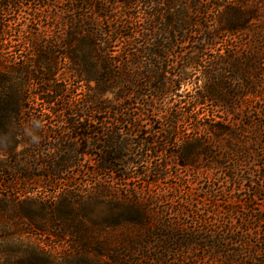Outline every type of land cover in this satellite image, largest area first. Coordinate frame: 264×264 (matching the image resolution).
I'll return each instance as SVG.
<instances>
[{"label":"rangeland","instance_id":"rangeland-1","mask_svg":"<svg viewBox=\"0 0 264 264\" xmlns=\"http://www.w3.org/2000/svg\"><path fill=\"white\" fill-rule=\"evenodd\" d=\"M200 2L209 11L189 12L187 42L167 59L154 57L165 63L125 64L128 34L147 23L142 5L0 0L1 52L16 86L0 90V264H264V0ZM217 3L234 9L217 13ZM245 14L244 30L221 31ZM88 29L112 44L110 57L93 58L92 77L110 59L115 75H153L157 87L127 84L98 95L102 82L87 81L86 72L75 79L62 47ZM54 45L59 73L45 94L56 101L49 105L45 86H33L27 71ZM91 97L130 122L116 127L128 145L121 155L130 182L102 170L99 144L78 139L67 121L71 114L108 130L112 112L92 114L107 117L103 125L87 121ZM163 136L172 143H160Z\"/></svg>","mask_w":264,"mask_h":264},{"label":"trees","instance_id":"trees-1","mask_svg":"<svg viewBox=\"0 0 264 264\" xmlns=\"http://www.w3.org/2000/svg\"><path fill=\"white\" fill-rule=\"evenodd\" d=\"M200 1L204 0H116L117 4H121L125 8L130 9L134 6L142 5L143 9L145 10V17L147 20V23L145 26H141L142 31L139 32L137 28L133 27L132 32L128 34L126 40L128 43H126V46L128 47V50H126V55L128 56V59L124 61L125 64L129 63H141V58L144 57H150L149 63L150 64H157V63H165L166 61H157L154 59V57H162L166 58L169 57L170 53L173 52L176 44H185L188 40V34L187 32L190 31L192 26V21L189 18V12L190 11H197L196 13H202V10L204 12L209 11V6L206 5V9H204L202 6L203 4ZM1 4V3H0ZM1 6V5H0ZM214 9L217 11V13H220V11H231L234 8L231 7H225L224 5L217 3L214 4ZM236 8V7H235ZM155 9H158L157 11ZM156 11V12H154ZM176 11H178L176 13ZM222 12V13H223ZM175 13L178 15V17L175 16ZM156 16L161 17L160 19ZM188 16V17H187ZM180 18H184L187 21V24L185 26H182L183 21ZM136 19V18H135ZM188 19V20H187ZM162 20V21H161ZM239 22L235 24L230 25H224L221 27V31H226L228 33H238L242 30H244L247 27L248 23V16L245 14L244 16L240 15V18L238 19ZM161 21V22H160ZM131 24V23H130ZM135 23H132L134 26ZM164 24V28L162 29V32L165 34V37L161 39L160 41L157 40L156 31L158 30V25ZM136 26V25H135ZM0 25V30H1ZM102 34V33H101ZM99 33L95 35V31H92L90 29L79 32L75 34V37H70L67 39V41L64 44V48L62 54V58L67 59L72 67L69 68L70 72H72L75 76V79L78 81L83 80L85 77L83 76V73H87V81L89 80H96L98 82L103 83V87L105 89H99L98 95H101L104 93V91L108 89H112L115 86L120 85H127L131 84L135 87H150V88H156L157 85H153L156 83V78L153 75L149 76H128L125 74L123 75V72H127V69H123L120 71V73L116 74V71L112 68H108L107 65L113 64V60H103L104 68L97 71V76L92 77V69L91 66H93V63H97V60H93V58L96 57H110V52L107 49L112 44L109 41H106L105 39H98L97 37L103 36ZM136 38H139V41L136 40ZM141 40V41H140ZM181 41V42H180ZM42 50V49H41ZM47 50V51H46ZM59 48L54 45L51 47H48L42 51V53H38L36 56L37 58L34 61H31L29 70L27 71V74H29V81L33 86H39L43 85L45 86L41 92L42 99L45 103H48L49 105L55 103L52 99V97L45 96L46 93L53 92L55 90L54 86L52 85V76L59 73V69L57 67V59L59 57ZM49 56V58L47 57ZM39 58V60H38ZM5 58L3 57V54L1 52V39H0V90L4 88L7 89V86H10V88L14 89L16 87L13 85V78L10 77L11 71L12 73L15 71L12 68L5 67L4 65ZM55 63L54 66L51 68L50 66L47 67V70L42 72V64L45 63ZM88 66V67H87ZM95 70V69H94ZM108 72V74H107ZM113 74V75H112ZM42 75L44 77H42ZM147 79V83L140 84V80ZM163 81V80H161ZM167 87V85H164V89ZM162 89V88H161ZM5 90L3 93H5ZM57 90H60L58 88ZM162 91V90H161ZM63 92V91H59ZM131 92V91H130ZM137 95V92L135 93ZM138 95H141L139 93ZM137 95V96H138ZM126 97V95H119L118 97ZM156 96V95H155ZM216 96V93L209 91L208 95L206 96L207 99H214ZM218 99H221L220 96L217 95ZM3 102V101H2ZM14 102V100H13ZM12 102V103H13ZM154 102V101H153ZM5 103V102H3ZM3 103L0 102V113L2 112ZM15 108L12 107V114H15V117H18L20 114V110L22 107V101L20 99H15ZM101 103V101L98 98H90L87 100V113L90 114L89 117L87 116V121L91 119L94 122L98 121V124L104 123V120L107 119V117H100L97 118L94 114L102 115V114H110L112 112L114 115L111 116V127L108 130H98L95 127H93L90 124L80 123V120L77 118L70 119L71 114H67V121L72 126L73 130L77 132L78 139L85 138L84 140H94L96 144H99V149L102 151L101 154V169L102 170H108L110 173H116V175H120V179L124 181L131 180V177H128V173H126V163H123V156L121 155L122 152L128 149V145L125 142L124 135L121 134L120 129H117L116 127L120 124H130L128 122V119L126 117L121 118L122 116H125L122 110L115 109L114 107L110 109L109 106H104ZM108 104L105 105H109ZM93 105H96V108H92ZM152 106V104H149ZM68 112V111H66ZM81 112V111H80ZM84 112V111H82ZM80 113L77 112L75 115L76 117L82 118ZM121 116V117H120ZM89 118V119H88ZM96 120V121H95ZM157 134V132H156ZM159 134V132H158ZM97 136V137H95ZM163 141L160 143L165 144H171L172 140L168 136H163ZM158 140H153L152 143H156ZM133 145V144H132ZM66 164V165H65ZM62 165V168H67L70 166V164L67 165L65 163ZM187 165V164H183ZM149 184L155 183L154 181H148ZM106 186H104L103 190L106 191ZM98 258V257H97ZM100 258H98L99 260Z\"/></svg>","mask_w":264,"mask_h":264}]
</instances>
